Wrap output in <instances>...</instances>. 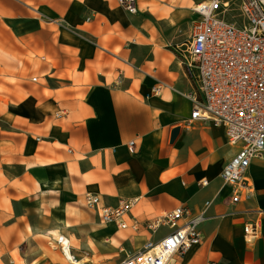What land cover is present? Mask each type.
<instances>
[{"label": "crops", "instance_id": "crops-1", "mask_svg": "<svg viewBox=\"0 0 264 264\" xmlns=\"http://www.w3.org/2000/svg\"><path fill=\"white\" fill-rule=\"evenodd\" d=\"M146 1L132 14L120 0H0V264H17L16 249L42 264L31 245L46 229L109 225L86 206L88 193L111 206L138 198L139 219L211 200L185 264H264V154L234 203L221 172L236 149L222 127L187 128L193 85L156 16L143 15ZM157 83L163 91L153 94ZM256 221L249 240L245 224ZM113 236L137 251L160 237Z\"/></svg>", "mask_w": 264, "mask_h": 264}, {"label": "built area", "instance_id": "built-area-1", "mask_svg": "<svg viewBox=\"0 0 264 264\" xmlns=\"http://www.w3.org/2000/svg\"><path fill=\"white\" fill-rule=\"evenodd\" d=\"M212 1L193 10L191 33L175 45V50L193 85L190 97L195 106L187 128L199 120L222 127L236 149L221 172L235 203L243 190L251 187L249 168L253 160L264 154V0H239L240 12L235 21L216 11L221 0ZM120 2L129 13L139 11L138 0ZM222 4L227 12L229 3ZM163 88V83H157L151 93L160 94ZM128 147L131 152L141 149L134 140ZM208 183L207 179L201 181L202 185ZM85 200L102 223L114 224L120 231L145 229L157 233L168 228L159 238L146 240L138 253L127 255L123 264H185L186 254L203 241L201 226L210 217L212 202L207 200L197 212L179 206L152 219H139L132 213L138 198L123 199L117 206L106 204L97 193H88ZM244 230L251 240L257 235V221L247 222ZM53 241L74 264L68 256L70 252L78 257L71 238L62 233L52 237Z\"/></svg>", "mask_w": 264, "mask_h": 264}, {"label": "rangeland", "instance_id": "rangeland-1", "mask_svg": "<svg viewBox=\"0 0 264 264\" xmlns=\"http://www.w3.org/2000/svg\"><path fill=\"white\" fill-rule=\"evenodd\" d=\"M146 1V0H143ZM209 0H163L151 4L147 2L144 7H141L143 15H155L161 28V41L169 44L171 47H175L176 44L184 41L191 33V9L195 4H201ZM222 3H229V10L226 12ZM239 0H221L217 5L216 11L220 12V16H224L230 21H235L236 17H239ZM242 21L241 18H237ZM143 39L146 37L139 36ZM52 229H46L43 231L44 243L41 245H31V251H40L44 261L42 264H71L63 255L62 250L55 241L50 242L52 237H56L53 233H49ZM62 233L67 234L69 237H74L75 242L72 239L73 245H75V253L79 258H88L91 261L86 264H123L125 257L129 254L133 255L138 253L139 248L136 246L130 247L129 243L123 240H119L116 244L104 243L103 238L107 240L112 239L114 232H120L115 225H99L98 221L93 218V224L91 229L88 230H72L70 227L59 229ZM168 228L163 227L156 233L157 236L161 235V232H166ZM42 233V234H43ZM78 235V239L73 234ZM136 237L133 238L135 240ZM122 239V238H121ZM75 243V244H74ZM134 244V242H133ZM36 246V248H35ZM128 248L126 249L122 248ZM136 250L135 252L132 250ZM142 249V248H140ZM20 250L16 249L14 254L17 264H32L26 260L24 256L20 254ZM48 259V261H47ZM36 262V261H35Z\"/></svg>", "mask_w": 264, "mask_h": 264}, {"label": "bare ground", "instance_id": "bare-ground-1", "mask_svg": "<svg viewBox=\"0 0 264 264\" xmlns=\"http://www.w3.org/2000/svg\"><path fill=\"white\" fill-rule=\"evenodd\" d=\"M205 5H209L210 3L212 4L213 1L212 0H209V1H205L203 2ZM200 4H195L193 7H192V11H191V15L193 14V10L195 9H198L200 6ZM49 233H53L56 237L58 236H61L62 232L60 230H50ZM73 241L75 242V239L74 237H72ZM104 243H109V244H116L118 242V240L113 236L112 239L110 241H107L106 239L103 238V241ZM75 244V243H74ZM68 256H69V259H71L72 263L74 264H86L87 262H90L91 260L88 259V258H79V257H75L73 255V253H70L68 252Z\"/></svg>", "mask_w": 264, "mask_h": 264}, {"label": "water", "instance_id": "water-1", "mask_svg": "<svg viewBox=\"0 0 264 264\" xmlns=\"http://www.w3.org/2000/svg\"><path fill=\"white\" fill-rule=\"evenodd\" d=\"M179 131V129L177 128V129H175L174 131H173V138H175V136L177 135V132Z\"/></svg>", "mask_w": 264, "mask_h": 264}]
</instances>
